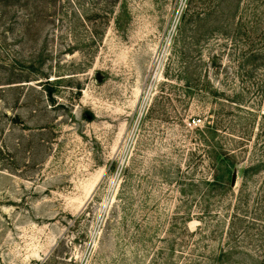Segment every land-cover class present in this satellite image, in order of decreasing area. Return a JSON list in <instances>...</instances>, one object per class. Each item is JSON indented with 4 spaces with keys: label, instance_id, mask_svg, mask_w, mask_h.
Returning a JSON list of instances; mask_svg holds the SVG:
<instances>
[{
    "label": "rangeland",
    "instance_id": "374dc122",
    "mask_svg": "<svg viewBox=\"0 0 264 264\" xmlns=\"http://www.w3.org/2000/svg\"><path fill=\"white\" fill-rule=\"evenodd\" d=\"M255 22L264 0H0V264H264Z\"/></svg>",
    "mask_w": 264,
    "mask_h": 264
},
{
    "label": "trees",
    "instance_id": "16d2710c",
    "mask_svg": "<svg viewBox=\"0 0 264 264\" xmlns=\"http://www.w3.org/2000/svg\"><path fill=\"white\" fill-rule=\"evenodd\" d=\"M255 25H256L255 27H252L251 30H249V29L244 28L245 27L244 23H242L241 25L237 24L234 30L237 33V35L241 34L240 30H244V33L242 34L243 36L242 38L247 43L245 45L249 46V54H250V57L253 59L252 62L254 61L257 62L261 57L264 63V54L261 55V53H263L261 49L264 48V24L262 26H259V24L255 22ZM241 27L244 29H242ZM253 34H256V35H253ZM261 41H263L262 45H260L261 43H258ZM245 89L246 91L249 90V85H247ZM225 101H228V100L225 99ZM223 115L224 114L221 113V116ZM221 116L218 119H214V122L210 123L209 128L212 129L210 133L214 134L216 133V131L218 132L223 127L224 119H222ZM260 118H264V114L260 115ZM245 132H242V134L244 135L243 136L240 135L239 137L243 141H248V138L246 137L247 134ZM220 150L221 151L218 153L219 159H217L218 160L217 162L220 164L218 165L220 173L216 176L215 180L216 182H219L222 185L226 184L229 187H232L235 181L236 170L239 164L234 158L235 157V155H233L234 153L230 151H225L224 149H221V148ZM254 168L255 167H250V170Z\"/></svg>",
    "mask_w": 264,
    "mask_h": 264
}]
</instances>
